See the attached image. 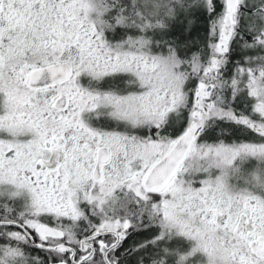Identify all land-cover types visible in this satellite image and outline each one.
<instances>
[{
  "label": "snow or ice",
  "instance_id": "6c2138e0",
  "mask_svg": "<svg viewBox=\"0 0 264 264\" xmlns=\"http://www.w3.org/2000/svg\"><path fill=\"white\" fill-rule=\"evenodd\" d=\"M0 264H264V0H0Z\"/></svg>",
  "mask_w": 264,
  "mask_h": 264
}]
</instances>
